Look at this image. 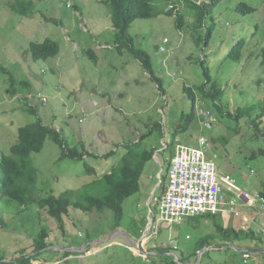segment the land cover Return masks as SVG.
Segmentation results:
<instances>
[{
  "label": "rangeland",
  "instance_id": "374dc122",
  "mask_svg": "<svg viewBox=\"0 0 264 264\" xmlns=\"http://www.w3.org/2000/svg\"><path fill=\"white\" fill-rule=\"evenodd\" d=\"M17 1L0 0V156L9 154L17 143L18 129L38 118L60 131L70 147L84 143L89 152L99 155L114 151L107 161L87 160L101 175L124 154V144L136 142L151 131L142 148H154L156 153L144 170L140 191L123 205L119 228L109 212H95L87 218L73 211L64 217L62 229L36 204L27 209L16 203L0 207L6 223L0 226L1 263L23 264V258L34 257V240L46 229L50 234L47 250L55 254L44 250L30 264H264L261 206L238 208L250 219L239 231L250 232L251 238L234 243L222 242L215 226L220 220L208 217L191 218L172 228L160 226L150 241L145 238L152 194L166 176L167 162L177 143L197 147L199 138L206 137L209 156L222 174L230 175L251 195L264 189V156L259 154L264 149V121L256 130L247 118L240 122L227 115L220 118L198 90L204 83L199 60L205 55L212 78L224 92L221 104L225 113L264 103V0H220L213 11L216 27L205 51L198 43L200 33H192L198 8L195 11L183 0H165L158 7L161 15L134 21L129 36L136 47L150 53L164 94L128 49L118 52L109 7L100 0H32L33 15L29 17L11 10ZM192 1L200 4L211 0ZM241 2L256 11L242 15L235 10ZM170 7H177L176 14L183 16L188 30L177 29L176 16L164 13ZM164 38L170 39L171 48L167 54L158 55ZM46 39L57 41L60 54L48 61H34L30 43ZM242 39L245 47L241 61L234 63L228 54ZM90 49L97 61L86 54ZM10 76L17 82L16 96L9 93ZM21 82H28L29 89H22ZM189 88L196 94L195 116L182 130L186 124L181 120L183 114L191 113L192 102L185 90ZM96 89L101 100L90 97ZM95 101L98 106L91 107ZM29 105L34 106L35 114ZM200 109L212 113L216 121L212 128H203ZM61 154V148L49 138L44 149L34 154L36 196L60 195L91 181L83 161L60 160ZM159 187L155 196L160 195ZM151 209L156 212L154 205ZM207 235L217 236L210 240V248L215 249L196 251L198 242ZM220 245L224 247H217ZM247 251L251 253L248 262L244 258ZM66 252L74 254L67 257ZM163 253L173 260H161Z\"/></svg>",
  "mask_w": 264,
  "mask_h": 264
},
{
  "label": "trees",
  "instance_id": "16d2710c",
  "mask_svg": "<svg viewBox=\"0 0 264 264\" xmlns=\"http://www.w3.org/2000/svg\"><path fill=\"white\" fill-rule=\"evenodd\" d=\"M102 3L109 7L110 19L116 31V49L121 54L123 49H128L135 60L139 62L142 69L147 72L152 80L157 83L158 88L164 94L163 84L154 73V65L150 53L146 50L138 48L134 45L133 39L129 36L131 24L136 20H147L155 16L161 15L158 11L160 3L165 0H101ZM188 7L192 9L198 8L196 12L195 25L193 27V34L199 32L198 43L203 44V51L208 48L212 34L215 30L216 23L213 17V11L219 4L220 0H211L208 3L195 4L192 0H184ZM33 3L27 0H19L11 7L12 11L23 15L29 16L33 14ZM157 8V11H156ZM236 11L246 16L253 14L256 8L248 5L245 2L237 4ZM173 9L164 12L168 16H173ZM196 11V10H195ZM50 20V19H49ZM208 23V24H207ZM210 23V24H209ZM176 26L179 30L189 29L185 28L184 18L181 15L176 16ZM192 27H190L191 29ZM197 42V41H196ZM245 47V41L239 40L228 54V59L234 63L241 61L242 51ZM61 48L57 41L46 39L42 43L31 42L29 45V53L34 61H48L56 58L60 54ZM88 57L97 61L96 53L90 49L86 52ZM200 67L203 72L204 83L199 87L201 99L206 101L210 107L217 112L220 118L225 115L233 118L236 122L242 119L251 120V123L258 130L261 123L264 121V103H258L255 106L248 108H240L236 112H224L221 100L224 92L219 88V84L212 78L210 70L207 67L205 55L199 60ZM16 80L10 76L9 93L12 96L18 94L16 88ZM211 86L207 90L208 86ZM28 82H21V88L24 90L29 89ZM190 101L192 102L191 113L189 115L183 114L182 122L186 124L182 130H185L195 116L196 94L192 89H185ZM30 106V105H29ZM34 107V106H33ZM29 107L30 112L35 114L34 108ZM154 127L160 128V124H155ZM152 135V131L140 137V139L133 143L124 144V154L118 161L111 165L110 170L103 175L99 174L98 168L88 164L89 158H95L101 161L110 159L113 152L105 155H99L88 151L86 145L80 144L79 146L70 147L66 140L63 138L60 131L53 126L46 125L42 119L34 123L27 124L18 129V140L9 151V154L1 153L0 156V207H6V204H18L21 208H29L31 205L36 204L40 209H46L49 217L54 219L64 229V217L71 212H77L84 217H90L95 212L106 213L109 212L113 216V221L119 228L124 216V203L125 201L137 194L140 191V181L143 176L147 164L155 157L156 149H143V142ZM264 136V134H263ZM51 139L62 150L60 160H73L83 161L87 173L90 175L91 181L85 184L81 189L65 190L60 195L50 194L46 197L36 196L34 189L38 179V169L34 166L33 156L40 153L44 147L47 139ZM169 148V147H168ZM259 154L264 156V149L259 151ZM167 183V177H161L160 195L163 194ZM158 195V196H160ZM264 198V189L260 193ZM0 208V214H1ZM8 210V209H7ZM208 218L215 219V216L208 215ZM5 218V217H4ZM2 214L0 215V226H6ZM146 222V219H144ZM216 231L222 237V242L225 244L233 243L235 240H242L251 238V233L243 231H235L231 227L224 229L222 222H216ZM132 238V236L130 235ZM133 236L132 239H135ZM217 237V236H216ZM215 236H206V238L198 242L196 251H201L206 248L209 249L212 245L210 240L217 239ZM50 234L46 229L40 231L38 238L34 240L33 252L34 257L23 258V264H30L31 259L39 258L43 255V251L50 247L49 244ZM150 241V240H149ZM231 245V244H230ZM224 247V246H217ZM233 247V246H232ZM215 249V248H210ZM169 250V249H167ZM234 250V249H233ZM210 251V250H209ZM249 252V251H247ZM46 253H53L52 250H47ZM73 252H66L65 256H70ZM159 258L172 259L166 253ZM251 254V253H250ZM175 257V256H174ZM2 258V257H1ZM156 256H151L155 259ZM143 260V259H142ZM3 259H0V264ZM6 264V263H3ZM172 264H182L173 262Z\"/></svg>",
  "mask_w": 264,
  "mask_h": 264
},
{
  "label": "built area",
  "instance_id": "2783aa9c",
  "mask_svg": "<svg viewBox=\"0 0 264 264\" xmlns=\"http://www.w3.org/2000/svg\"><path fill=\"white\" fill-rule=\"evenodd\" d=\"M167 43L168 39H165L160 47L161 53L168 52ZM199 113L203 128H212L216 122L212 113L204 109ZM209 149V141L204 136L199 138L197 147L175 145V155L166 172L165 190L162 195L151 198L150 206L154 205L156 212L150 207L146 239L151 240L153 235H157L160 226L172 228L188 219L208 215L222 216L227 221L232 213L242 219L240 227L244 228L250 219L239 207L261 206L264 209V198L243 192L230 175L222 174L219 165L209 156ZM228 193L232 194L230 199ZM250 257V252H244L246 262Z\"/></svg>",
  "mask_w": 264,
  "mask_h": 264
},
{
  "label": "crops",
  "instance_id": "0c3cea01",
  "mask_svg": "<svg viewBox=\"0 0 264 264\" xmlns=\"http://www.w3.org/2000/svg\"><path fill=\"white\" fill-rule=\"evenodd\" d=\"M98 84L99 85H101V86H103L102 85V83L101 82H98ZM94 94H91L90 95V97H93V99L94 100H101V98H102V95H101V92H100V90L98 91V89H96V90H94V92H93ZM96 94V95H95ZM99 94V95H98ZM104 95V94H103ZM88 98H85L84 100H87ZM97 104V102L95 101L94 103H93V105L91 104V107H97L98 106V104ZM93 109V108H92ZM175 153V152H174ZM173 153V155H171V156H174L175 154ZM165 160H166V155H165ZM171 161V160H170ZM168 163V166L170 165V162H167ZM149 164V163H148ZM147 164V165H148ZM168 168V167H167ZM166 172H167V170H166ZM167 177V176H166ZM256 194H258V193H256ZM255 194V195H256ZM258 195H260V193L258 194ZM227 197H228V199H230L231 197H232V194L231 193H228L227 194ZM243 208H246V210L247 209H251L250 207H243ZM256 209H257V207H256ZM252 210V209H251ZM240 211L241 212H243V214H245V215H247L246 214V211H244V210H241L240 209ZM260 215V214H259ZM248 216V215H247ZM202 217H204V218H206V216H202ZM229 220H225L224 218H222V216H215V219H218V220H220L221 222H222V224H223V227H224V229H226L228 226H230L232 229H234L235 231H238L239 232V230H240V226H241V221H242V219L241 218H236V217H234L233 216V214L231 213L229 216ZM211 218V217H210ZM213 219V218H212ZM247 232V231H246ZM234 248H236L235 246H233V249ZM235 250V249H234ZM246 251V250H245ZM256 251H258V249H256Z\"/></svg>",
  "mask_w": 264,
  "mask_h": 264
},
{
  "label": "clouds",
  "instance_id": "9594fccd",
  "mask_svg": "<svg viewBox=\"0 0 264 264\" xmlns=\"http://www.w3.org/2000/svg\"><path fill=\"white\" fill-rule=\"evenodd\" d=\"M27 1H31V2H33L32 0H27ZM100 1H101V0H100ZM101 2H102V1H101ZM192 2H193V1H192ZM16 3H17V2H16ZM16 3H15V4H16ZM183 3L186 4V3L184 2V0H183ZM194 3H195V2H194ZM15 4H14V5H15ZM195 4H197V3H195ZM200 4H201V3H200ZM200 4H197V5H200ZM14 5H12V6H14ZM171 9L174 10V11H173V15H174V16H177V14H176V13H177V12H176L177 7H175V8H174V7L166 8L165 12H168V11H170ZM11 10H12V9H11ZM174 13H175V14H174ZM31 15H33V14H31ZM31 15H29V16H31ZM29 16H26V17H29ZM110 20H111V19H110ZM111 24H112V23H111ZM112 27H113V25H112ZM113 29L115 30L114 27H113ZM165 39H168V43H167V45H166L168 51H169V49L171 48V47H170V39H169V38H164V39L162 40V43L158 46V49H157L156 54L160 55V54H167V53H168V52H166V53H161V52H160V47L164 45V40H165ZM116 47H117V45H116ZM110 48H111V46H110ZM110 48H107V47H106L105 49H110ZM87 51H88V50H87ZM44 98H45V97H43L42 100H43ZM44 102H48V99L46 98V101H44ZM174 152H175V149H174ZM174 154H175V153H174ZM167 169H168V168H167ZM154 196H155V195H154ZM156 196H157V195H156ZM150 207H151V206H150Z\"/></svg>",
  "mask_w": 264,
  "mask_h": 264
},
{
  "label": "water",
  "instance_id": "95a60500",
  "mask_svg": "<svg viewBox=\"0 0 264 264\" xmlns=\"http://www.w3.org/2000/svg\"><path fill=\"white\" fill-rule=\"evenodd\" d=\"M160 184H161V183H159L158 186L154 189V192H153V194H152V197L155 195V192H156L157 188L160 186ZM138 249H139V248H138Z\"/></svg>",
  "mask_w": 264,
  "mask_h": 264
}]
</instances>
